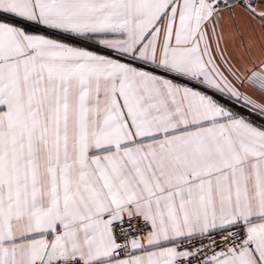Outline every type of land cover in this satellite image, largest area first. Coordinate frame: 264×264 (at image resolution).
I'll return each mask as SVG.
<instances>
[{
  "label": "snow or ice",
  "instance_id": "1",
  "mask_svg": "<svg viewBox=\"0 0 264 264\" xmlns=\"http://www.w3.org/2000/svg\"><path fill=\"white\" fill-rule=\"evenodd\" d=\"M0 264H264V0H0Z\"/></svg>",
  "mask_w": 264,
  "mask_h": 264
}]
</instances>
